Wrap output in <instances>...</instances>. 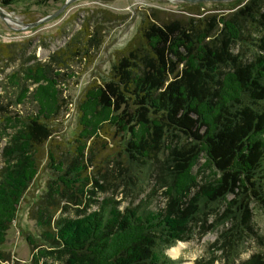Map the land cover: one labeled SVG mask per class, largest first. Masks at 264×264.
<instances>
[{"label": "trees", "instance_id": "16d2710c", "mask_svg": "<svg viewBox=\"0 0 264 264\" xmlns=\"http://www.w3.org/2000/svg\"><path fill=\"white\" fill-rule=\"evenodd\" d=\"M249 27L264 32V0H249L219 18L142 21L117 54L109 79L92 82L79 103L77 158L112 128L124 139L112 171L128 174L135 166L158 174L147 198L161 195L164 206L151 210L144 201L142 208H121L114 199L94 200L98 211L77 219H54L55 209L44 207L36 219L46 244L32 264H178L167 251L188 240L191 226L206 221L215 203L223 206L218 243L225 264H264L263 251L240 259L251 202L264 210V33L250 39ZM244 41L252 42L249 56L237 49ZM101 44L95 32L82 31L47 61L6 79L16 89L15 106L28 99L35 106L22 115L0 100V121L13 130L0 172V248L38 174L37 153L68 109L63 94L75 78L72 67L93 57ZM49 158L57 162L52 152ZM207 169L212 176H205ZM54 170L49 195L77 204L90 200L83 160Z\"/></svg>", "mask_w": 264, "mask_h": 264}, {"label": "rangeland", "instance_id": "374dc122", "mask_svg": "<svg viewBox=\"0 0 264 264\" xmlns=\"http://www.w3.org/2000/svg\"><path fill=\"white\" fill-rule=\"evenodd\" d=\"M67 0H18L9 6H2L0 14V97L5 104L11 103L12 110L22 115L34 111V103L28 99L23 105L15 106L16 89L8 86L6 79L22 72L38 61L45 62L82 31L95 32L102 44L93 57L85 63L74 65L75 78L69 81L64 92L69 106L64 115L53 124V136L37 153L39 171L26 191L19 207L17 218L7 231L5 243L0 250L4 254L1 264H32L33 255L44 244L42 229L36 216L48 207L58 217L83 218L98 211V202L114 199L121 208L143 207L150 201L151 210L164 206L161 195L147 196L152 192L157 175L146 174L144 168L133 166L128 174L113 172L115 159L120 160L123 152V138L112 128L100 135V139L87 143L83 157H78L79 145V103L86 89L94 81L107 80L117 54L127 47L139 32L142 21L147 17L163 20H187L191 17L224 16L244 7L249 0H73L56 17L42 21L58 12ZM40 22V23H38ZM250 39L261 37L264 33L254 27L245 31ZM238 51L249 56L252 42H241ZM13 130L0 121V172L6 165L4 148ZM182 144L184 139H179ZM57 160L53 163L49 153ZM76 159L86 165V185L84 203L77 204L75 198L67 200L59 195H49L55 177V165L62 163L67 168ZM205 176H212L206 170ZM96 181L99 185L96 186ZM92 192L96 194H91ZM51 205H54L51 206ZM222 204L215 203L206 210V221L199 220L189 230V239L178 242L167 251V255L178 264H225L228 257L220 250L218 239L223 229ZM252 219L250 230L246 231V242L241 247L240 259L244 260L255 252H264V210L251 202ZM52 215V216H53ZM203 218V217H202ZM218 225V226H217ZM216 226V227H215ZM228 224H225V227ZM30 239L34 246L30 244ZM36 249H34V248ZM38 247V248H37ZM171 252L177 253L173 255Z\"/></svg>", "mask_w": 264, "mask_h": 264}, {"label": "water", "instance_id": "95a60500", "mask_svg": "<svg viewBox=\"0 0 264 264\" xmlns=\"http://www.w3.org/2000/svg\"><path fill=\"white\" fill-rule=\"evenodd\" d=\"M72 1H73V0H67L66 3L63 5V7H62L58 12H56V13L53 14V15H50V16L44 18V19H43L42 21H40V22H43V21H46V20H50V19L56 17V16H57L58 14H60V12H62V10H63V9L69 4V3H71ZM187 1L196 2V1H199V0H187ZM0 14H1V16H2L3 18L9 17V15H6V14L2 11V6H0ZM9 18H10V17H9ZM40 22H38V23H40Z\"/></svg>", "mask_w": 264, "mask_h": 264}, {"label": "bare ground", "instance_id": "6f19581e", "mask_svg": "<svg viewBox=\"0 0 264 264\" xmlns=\"http://www.w3.org/2000/svg\"><path fill=\"white\" fill-rule=\"evenodd\" d=\"M173 255H176L177 253H175V252H171Z\"/></svg>", "mask_w": 264, "mask_h": 264}]
</instances>
